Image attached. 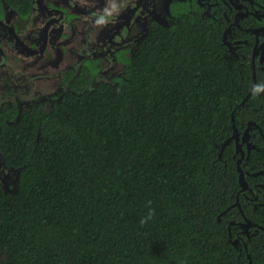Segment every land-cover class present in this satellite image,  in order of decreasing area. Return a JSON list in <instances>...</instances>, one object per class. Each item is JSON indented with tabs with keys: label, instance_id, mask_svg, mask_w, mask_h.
<instances>
[{
	"label": "trees",
	"instance_id": "trees-1",
	"mask_svg": "<svg viewBox=\"0 0 264 264\" xmlns=\"http://www.w3.org/2000/svg\"><path fill=\"white\" fill-rule=\"evenodd\" d=\"M31 1L0 7L26 17ZM254 1L262 18L244 28L264 25ZM218 16L155 23L123 76L97 82L90 61L51 112L1 116L0 153L20 175L15 192L0 182V264H264V206L241 192L235 139L223 148L234 123L264 135V98L251 93L264 70L254 35L239 30L247 42L234 53ZM246 218L255 234L238 246Z\"/></svg>",
	"mask_w": 264,
	"mask_h": 264
},
{
	"label": "flooded vegetation",
	"instance_id": "flooded-vegetation-1",
	"mask_svg": "<svg viewBox=\"0 0 264 264\" xmlns=\"http://www.w3.org/2000/svg\"><path fill=\"white\" fill-rule=\"evenodd\" d=\"M31 3V12L26 17L6 2L0 7V131L1 116L6 112L16 110L15 120H18L38 103L46 112H51L69 90L66 82L69 75L77 76L85 71L87 62L92 61V66L98 70L97 82H113L116 77L123 76L124 58L135 54L153 24L170 26L187 11H199L204 18L214 20L220 18L221 12L229 23L224 31V41L234 53L247 42L238 38L242 35L238 31L246 29L252 33L255 38L252 50L254 72L256 68L264 70V31L258 35L252 31L264 25L252 28L241 25L250 16L262 18L254 0H32ZM102 16L107 23L97 24ZM110 56L122 67L121 74L104 76L106 67L112 63ZM31 77V80L46 82L45 93L33 99H29L33 93L28 83ZM260 95L264 98L263 93ZM256 130L264 138L260 126L250 120L242 133L238 130V138L233 139L237 145L235 155L238 156L239 171L244 172L246 188L243 190L241 184V192L247 202L258 209L264 206V151L260 148ZM0 158L2 166L20 171L7 165L1 153ZM242 162L249 168L244 169ZM0 182L4 186L2 179ZM243 226L245 230L235 241L238 246L246 243L245 236L251 238L255 234L253 226Z\"/></svg>",
	"mask_w": 264,
	"mask_h": 264
},
{
	"label": "rangeland",
	"instance_id": "rangeland-1",
	"mask_svg": "<svg viewBox=\"0 0 264 264\" xmlns=\"http://www.w3.org/2000/svg\"><path fill=\"white\" fill-rule=\"evenodd\" d=\"M110 61L112 62L109 64L106 68V74L104 76L111 77L113 73L116 74H121L123 72V69L121 66H118L117 63H115L114 59L110 56ZM32 77L29 79L28 83L31 89L33 90V93L31 94V97L29 99H33L39 95H42L45 93V88H46V82L43 79H36V80H31ZM36 95V96H35ZM2 160L0 158V179L3 180L4 186L7 191L9 192H15L18 187V181H19V175L20 171L19 170H13L8 167L2 166ZM3 169V170H1Z\"/></svg>",
	"mask_w": 264,
	"mask_h": 264
},
{
	"label": "clouds",
	"instance_id": "clouds-1",
	"mask_svg": "<svg viewBox=\"0 0 264 264\" xmlns=\"http://www.w3.org/2000/svg\"><path fill=\"white\" fill-rule=\"evenodd\" d=\"M115 10H116L115 6H113V11H115ZM106 12H107V10H106ZM108 14L111 15L110 12H108ZM105 23H107V21L105 20V18L103 16L100 17L99 20H97V24H105ZM261 93H264V82L257 83L255 85H253V87H252L253 98H256ZM146 207L148 209L147 215L139 221L141 226L147 225L149 223V221H151L155 215V210L152 208V202L151 201L148 202Z\"/></svg>",
	"mask_w": 264,
	"mask_h": 264
},
{
	"label": "water",
	"instance_id": "water-1",
	"mask_svg": "<svg viewBox=\"0 0 264 264\" xmlns=\"http://www.w3.org/2000/svg\"><path fill=\"white\" fill-rule=\"evenodd\" d=\"M256 35H258L259 34V32L260 31H264V27H261V28H258V29H253L252 30ZM228 45V44H227ZM254 69H255V67H254ZM255 80H256V74H255ZM255 84H256V81H255ZM254 84V85H255ZM251 93H252V91H251ZM250 93V94H251ZM250 94H249V96H250ZM264 94V93H263ZM248 96V97H249ZM245 101H246V99L243 101V103H245ZM234 120V119H233ZM234 127H235V134L228 140V141H226L225 142V144H224V146H223V148H225V146L227 145V144H229V142L233 139V138H238V135H239V131L237 130L238 128L236 127V125H235V123H234ZM243 176H244V172H243V170L241 171V173H240V181H241V184L242 185H244L243 186V190L246 188L245 187V182L243 181ZM236 205H238L239 207H241V205H240V203L239 202H237V204ZM247 228H249L251 225H253L252 223H251V221H249L247 218H246V222H245V224H244ZM247 232V231H246ZM247 233H249V231L247 232Z\"/></svg>",
	"mask_w": 264,
	"mask_h": 264
}]
</instances>
